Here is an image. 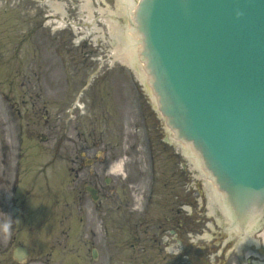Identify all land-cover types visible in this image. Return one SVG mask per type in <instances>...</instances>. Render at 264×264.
Returning <instances> with one entry per match:
<instances>
[{
    "label": "rangeland",
    "instance_id": "1",
    "mask_svg": "<svg viewBox=\"0 0 264 264\" xmlns=\"http://www.w3.org/2000/svg\"><path fill=\"white\" fill-rule=\"evenodd\" d=\"M52 2L66 3V14H52ZM85 2L0 0V91L13 93L16 105L20 93L25 103L28 98L26 118L17 117L19 134L9 121L7 128L0 125V172L6 170L9 176L11 168V178L15 173L8 200L12 193L11 203L20 209L11 251L19 245L29 248L28 259L20 264H138V258L140 264H211L210 253L216 250L213 258L220 264H235L238 255L230 251L238 238L224 250L227 235L223 232L222 237L218 218L211 213L208 186L193 157L162 143L168 135L164 121L136 72L113 55L109 25L97 9L108 8L110 15L116 12V0H91L93 20ZM94 27L100 34H94ZM12 38L26 39L25 50L11 49ZM79 152L87 159L100 155L104 161L99 172L122 163L121 171L108 173L110 185L103 183V207L89 204L87 180L74 179L84 162L73 159ZM184 176L186 186L178 184ZM57 196L59 205L53 208ZM84 204H89L88 214ZM180 206L185 213L179 212ZM38 217L49 223L39 232L32 228ZM52 218L55 230L49 231ZM176 220L182 221L178 236L165 232L177 227ZM196 227L200 231L194 233ZM138 229L148 240L140 250ZM6 241L3 232L0 264H16L4 250ZM94 249L97 260L91 258Z\"/></svg>",
    "mask_w": 264,
    "mask_h": 264
},
{
    "label": "water",
    "instance_id": "2",
    "mask_svg": "<svg viewBox=\"0 0 264 264\" xmlns=\"http://www.w3.org/2000/svg\"><path fill=\"white\" fill-rule=\"evenodd\" d=\"M138 22L163 114L238 215L264 211V0H143Z\"/></svg>",
    "mask_w": 264,
    "mask_h": 264
},
{
    "label": "bare ground",
    "instance_id": "3",
    "mask_svg": "<svg viewBox=\"0 0 264 264\" xmlns=\"http://www.w3.org/2000/svg\"><path fill=\"white\" fill-rule=\"evenodd\" d=\"M116 12L110 13L108 15L107 13L108 8L106 10H103V8H98L102 13H104L101 17L106 20L107 25H109L110 31H111V39L114 41V50H112L113 55L116 59H119L123 64H127L128 66L134 67L137 71V73L140 76V80L143 82L148 81V72L145 68L146 62L141 57L142 51H143V41H139V31L134 30L137 20H135L136 15V9H138L139 6V0H116ZM84 10H89V20H93L91 14L94 8H92L91 0H86V2L83 4ZM52 14L60 13L62 16L66 14V6L62 3H56L52 2L50 3ZM107 14V17H106ZM53 17H55L53 15ZM90 22V21H89ZM92 22V21H91ZM123 22V23H122ZM92 32V30H90ZM100 29L94 27V34L99 33ZM98 39V36H97ZM143 63V64H142ZM149 82V81H148ZM154 96V95H153ZM155 97V96H154ZM155 101H157V98H155ZM181 146H187V149L189 152H192V144H180ZM187 152V150L185 149ZM198 153H191L192 157L195 160V168L203 174V176H206V179L208 180V186L211 187V194L213 200L209 199L210 203V209L211 211L217 212V206L216 204L222 208V212L224 214L225 210L224 208V198L222 195L218 194L216 192V189L213 187L212 184L215 185V180L213 179L212 175H208V171L203 170L201 166H199L201 163L200 158H197ZM120 171L121 166L116 165L112 168V172ZM258 216V215H257ZM257 216L249 217L248 223L249 227H252L255 224L254 219ZM234 233H236L234 230H232ZM256 238H260V240H264V229L260 233V236L253 237V242L257 244V247L260 248L262 246V242L255 241ZM250 240H248V243ZM250 244V243H249ZM251 245V244H250ZM253 255H257L256 252H249L248 253V264H264V260L260 261H254V259H251ZM261 259H263V255L259 256ZM250 260H253L250 263Z\"/></svg>",
    "mask_w": 264,
    "mask_h": 264
},
{
    "label": "flooded vegetation",
    "instance_id": "4",
    "mask_svg": "<svg viewBox=\"0 0 264 264\" xmlns=\"http://www.w3.org/2000/svg\"><path fill=\"white\" fill-rule=\"evenodd\" d=\"M4 162L7 163L6 161ZM9 172H10V169H9ZM10 184H11L10 173L8 176L6 173V170H4V172H0V188H1L0 190V245L2 244L1 232L3 230H5L6 232L10 230V233H11V221H10V214H11L10 208L11 207L8 201V195L10 193Z\"/></svg>",
    "mask_w": 264,
    "mask_h": 264
},
{
    "label": "clouds",
    "instance_id": "5",
    "mask_svg": "<svg viewBox=\"0 0 264 264\" xmlns=\"http://www.w3.org/2000/svg\"><path fill=\"white\" fill-rule=\"evenodd\" d=\"M185 207H187V206H185ZM169 250H170V251L175 250V249H174V246H173L172 248H170ZM177 254H178V251H177Z\"/></svg>",
    "mask_w": 264,
    "mask_h": 264
}]
</instances>
